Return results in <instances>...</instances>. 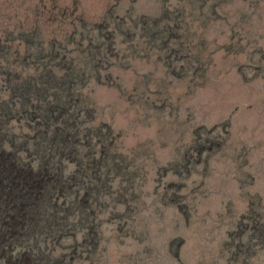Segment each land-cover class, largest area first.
<instances>
[{"label": "rangeland", "instance_id": "rangeland-1", "mask_svg": "<svg viewBox=\"0 0 264 264\" xmlns=\"http://www.w3.org/2000/svg\"><path fill=\"white\" fill-rule=\"evenodd\" d=\"M92 40L70 103L115 192L20 263L0 209V264H264V0H0V176L38 162L47 46Z\"/></svg>", "mask_w": 264, "mask_h": 264}, {"label": "trees", "instance_id": "trees-1", "mask_svg": "<svg viewBox=\"0 0 264 264\" xmlns=\"http://www.w3.org/2000/svg\"><path fill=\"white\" fill-rule=\"evenodd\" d=\"M53 41L45 40L44 44H53ZM84 43L77 52L90 54L91 57L85 59L83 55L82 61L68 57V53L71 56L73 53L68 50L67 44L47 46L45 59L40 63V73L43 74L39 82L45 99V114L42 123L44 130L41 132L43 137H40L42 149L35 152L34 161L38 162L20 165L15 160L6 165L1 173L3 176H0V209L9 213L7 223L14 220L10 230L16 233L13 250L19 248L15 254L18 263L25 257L24 252L31 259L27 253L30 251L22 242L28 230H40L47 239L70 233L71 228L78 227L88 219L93 226L108 206L104 194L115 192L111 190L110 174L103 171L107 158L100 156L89 159L86 151L93 142L86 137H92L80 128L72 114L74 107L70 102L75 99L70 94L76 82L81 81L80 77L89 76L90 68L96 66L93 56L101 53L100 45L93 40V45L89 44L86 49ZM57 44L66 45V48H62L64 55L61 49H57ZM69 60L72 61L69 63ZM27 81L29 86L35 84V79L28 78ZM29 97L32 98L28 94ZM52 118L57 122L53 136L46 127V120ZM4 197H7L8 206ZM18 239L23 246H20ZM61 257L66 258V255Z\"/></svg>", "mask_w": 264, "mask_h": 264}]
</instances>
